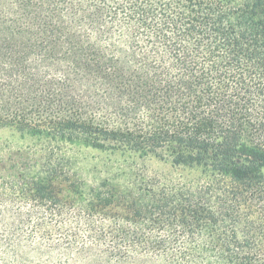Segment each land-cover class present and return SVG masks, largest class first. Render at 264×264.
<instances>
[{"label":"trees","instance_id":"1","mask_svg":"<svg viewBox=\"0 0 264 264\" xmlns=\"http://www.w3.org/2000/svg\"><path fill=\"white\" fill-rule=\"evenodd\" d=\"M0 129V264H264V0H0Z\"/></svg>","mask_w":264,"mask_h":264},{"label":"rangeland","instance_id":"2","mask_svg":"<svg viewBox=\"0 0 264 264\" xmlns=\"http://www.w3.org/2000/svg\"><path fill=\"white\" fill-rule=\"evenodd\" d=\"M35 145L32 140L29 138L21 139L20 135L9 130V129H0V145ZM77 169L78 173L82 178L88 182H92L96 178L94 167L100 164L103 161L111 160L114 158L110 157L107 154L100 153L95 150H86L82 149L80 152H77ZM154 169L164 170L161 165L156 162H152L150 165Z\"/></svg>","mask_w":264,"mask_h":264}]
</instances>
